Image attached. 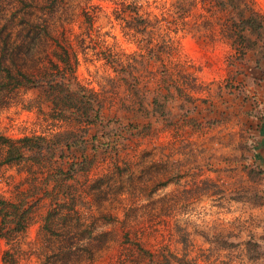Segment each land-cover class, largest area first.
Masks as SVG:
<instances>
[{
	"label": "rangeland",
	"instance_id": "374dc122",
	"mask_svg": "<svg viewBox=\"0 0 264 264\" xmlns=\"http://www.w3.org/2000/svg\"><path fill=\"white\" fill-rule=\"evenodd\" d=\"M138 1L170 37L159 59L112 0H0V135L30 149L4 163L0 145V197L32 215L7 236L0 217V264H264V0L236 47L227 9L183 24L171 0ZM57 43L99 122L16 80L61 66ZM74 135L88 143L71 168L59 150Z\"/></svg>",
	"mask_w": 264,
	"mask_h": 264
},
{
	"label": "trees",
	"instance_id": "16d2710c",
	"mask_svg": "<svg viewBox=\"0 0 264 264\" xmlns=\"http://www.w3.org/2000/svg\"><path fill=\"white\" fill-rule=\"evenodd\" d=\"M112 1L114 4V8L112 10L113 17L123 23V28L142 36L139 48L147 46L145 43H141L142 41H146L147 44H151L147 48L149 56L151 58L154 57L159 59L160 57L156 48H162L163 45L170 39V37H168L165 41L162 35L164 28L161 21L163 19L159 20L152 11H146L138 0ZM170 4L174 18L177 20L180 19L183 24L185 23L184 18L189 15H193L199 6H201L204 12L209 15H213L216 10H229V28L227 31L230 36L229 38H231V44L235 47L237 44H240L245 40L246 36L243 32L246 30H253L260 20L259 13L252 8L249 0H171ZM177 29L178 26H175L170 30L176 31ZM165 33L167 36V32ZM144 35H147V37ZM158 38L161 39L162 43L156 42ZM56 47L57 49L54 51V55L60 62L61 66L54 64L52 65L53 67L44 74H37L34 76L21 74L23 80H19L17 78L16 80L21 84L24 82V84L28 83L33 86H47L50 89L49 100L59 113H63L71 108L76 111V121L84 124H90L94 121L99 122V120H102L103 118L102 102H100V100L91 91L85 90L79 86V83L76 81V77L74 76V60L71 59L67 48L59 43L56 44ZM240 52L244 53L242 50H240ZM5 70L8 74H10L8 69ZM10 76L11 75H9V77ZM160 115L168 117L171 115V111H162ZM78 136L74 135L68 140L63 141L62 143L66 146H64L65 148L59 150V156H61L64 160L69 161L68 164L71 165V168L76 165V162H70V160H74L77 157L74 155L70 159L66 155L71 154L73 149L72 146L77 145L78 143H88L84 136L81 138ZM0 145L7 147L6 155L2 161L4 163L11 162L13 160H22L24 158V152L30 150L28 148L21 150L2 135H0ZM82 158L83 160H86L84 154L82 155ZM62 171H59V173H62ZM0 217L1 229L4 230L2 233L3 236H7L13 231L23 230L32 219L31 210L29 206H25V203L15 204L1 197ZM141 250L144 251V249ZM4 260L7 264H15L10 253H6Z\"/></svg>",
	"mask_w": 264,
	"mask_h": 264
}]
</instances>
